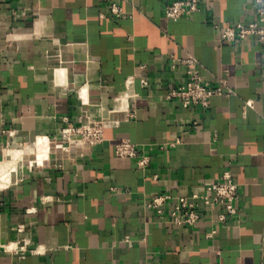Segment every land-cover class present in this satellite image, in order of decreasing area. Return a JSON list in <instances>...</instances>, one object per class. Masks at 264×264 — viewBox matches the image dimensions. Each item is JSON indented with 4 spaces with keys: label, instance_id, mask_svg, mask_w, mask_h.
<instances>
[{
    "label": "crops",
    "instance_id": "crops-1",
    "mask_svg": "<svg viewBox=\"0 0 264 264\" xmlns=\"http://www.w3.org/2000/svg\"><path fill=\"white\" fill-rule=\"evenodd\" d=\"M170 1L0 0V164L18 157L0 188V264H264V49L219 40L256 20L254 0H197L168 20ZM187 54L206 85L225 82L206 108L164 98L185 80L170 60ZM122 102L132 118L113 111ZM85 116L106 118L104 140L54 148ZM121 139L146 167L115 156ZM226 170L237 213L222 222L221 206L173 226L144 205L203 194Z\"/></svg>",
    "mask_w": 264,
    "mask_h": 264
},
{
    "label": "built area",
    "instance_id": "built-area-1",
    "mask_svg": "<svg viewBox=\"0 0 264 264\" xmlns=\"http://www.w3.org/2000/svg\"><path fill=\"white\" fill-rule=\"evenodd\" d=\"M254 4L257 15L256 20L248 23L237 22L232 26L222 28L219 32L220 41L238 43L245 37H254L262 44L264 49V0H254ZM197 9V0H171L164 8V17L168 20H177L187 13L195 12ZM110 10L116 15L119 13V9L115 6H111ZM4 40H7V35L4 36ZM175 62L183 67L185 80L179 86L167 91L164 95L166 100L177 99L183 108L190 106L206 108L213 96L223 94L224 80L220 79L218 85H206L198 73L197 61L192 55L187 54L184 57L170 60L172 66ZM142 84H145V82L142 81ZM113 111H125L127 118L134 116L127 104H123V102L118 110ZM105 122L106 118L93 119L90 116H85L76 125L65 120L64 126L60 128L58 135L53 139V146L63 153H69L71 148L83 151L85 148L99 144L104 140ZM192 126L195 128V123ZM114 154L118 158H137L136 165L139 168H144L149 163V157L145 154L139 155L136 144L127 139H121L115 145ZM31 164L32 162H30ZM35 164L37 163L35 162ZM236 189V182L232 179L231 173L226 170L222 173L220 180L213 181L205 186L203 194L188 196L160 194L152 197L144 205L154 210L158 221L167 222L173 226L193 225L200 217L197 208L201 205L211 209L221 206L223 212L217 217L222 222L226 216L237 213L234 205ZM165 211L167 212L165 213ZM212 233L213 231L206 233L205 236L209 238ZM19 249L23 248L20 247ZM13 250L18 251L17 248Z\"/></svg>",
    "mask_w": 264,
    "mask_h": 264
},
{
    "label": "bare ground",
    "instance_id": "bare-ground-1",
    "mask_svg": "<svg viewBox=\"0 0 264 264\" xmlns=\"http://www.w3.org/2000/svg\"><path fill=\"white\" fill-rule=\"evenodd\" d=\"M37 139H39V138H37ZM43 141H41L40 139L37 140V141H35V143L37 142L36 143L37 145L35 144L36 146L35 145L34 146L36 147V149H35L36 150V155H37V158H38V161H39V162H37V164L41 163V160H44L43 157H46V156H44L45 155V152H46L45 151L46 144L45 143L43 144ZM14 155L16 156L18 154H14ZM17 158L18 157L16 156L15 159H17ZM15 159H14L13 156H9L8 155L7 158L4 160V162L0 164V188H2L3 186H5V184H7V182L9 181V174L13 170V165H14L13 164V161Z\"/></svg>",
    "mask_w": 264,
    "mask_h": 264
}]
</instances>
